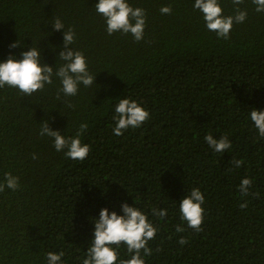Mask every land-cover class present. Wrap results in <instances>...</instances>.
I'll use <instances>...</instances> for the list:
<instances>
[{
  "label": "trees",
  "instance_id": "obj_1",
  "mask_svg": "<svg viewBox=\"0 0 264 264\" xmlns=\"http://www.w3.org/2000/svg\"><path fill=\"white\" fill-rule=\"evenodd\" d=\"M127 2L147 13L140 42L109 36L98 0H0V62L33 46L44 64L58 67L63 30L52 23L59 18L75 30L72 47L96 76L91 87L81 84L78 95L60 99L55 77L31 97L0 88V183L7 172L20 181L19 190L0 193V264H47L46 253L60 251L64 264H82L100 211L123 215L124 203L158 228L146 264H264V139L250 120V110L264 111V12L244 0L247 19L224 40L206 29L195 0ZM219 2L225 16L234 14L232 0ZM168 5L172 14L162 15ZM17 41L21 47L10 49ZM125 98L150 119L117 137L112 117ZM44 121L66 137L87 123L81 140L88 157L77 162L55 151L38 134ZM209 134L227 135L231 149L215 153L204 140ZM232 159L244 163L236 168ZM244 178L258 196L242 197ZM193 188L205 196L200 233L179 214ZM153 207L167 216H153ZM177 225L185 231L177 233ZM118 252L130 258L123 246Z\"/></svg>",
  "mask_w": 264,
  "mask_h": 264
},
{
  "label": "clouds",
  "instance_id": "obj_2",
  "mask_svg": "<svg viewBox=\"0 0 264 264\" xmlns=\"http://www.w3.org/2000/svg\"><path fill=\"white\" fill-rule=\"evenodd\" d=\"M244 0H232L235 7L233 15L225 16L219 0H195L193 10H199L206 29L214 32L219 39H230L233 26L242 24L247 19V11L242 10ZM256 6L257 13L264 12V0H252ZM98 15L102 16L106 24V32L109 36L115 33L131 35L135 42L144 39L147 13L139 7H132L127 0H98L94 6ZM162 15H171V5L162 6ZM54 31L63 30V46L58 54L62 62L58 67L48 66L42 62L41 50L31 46L27 51L20 53V58L9 55L6 61L0 62V88L16 89L23 96L31 97L34 93L45 91L46 85L53 84L55 77L60 81L57 90V99L63 97H75L78 95L79 87L82 84L85 88L91 87L96 79L88 68L87 59L83 52L74 50L72 45L76 42V32L69 27L65 30L64 23L56 18L52 23ZM21 47L19 42L10 45V49ZM55 68V70H54ZM68 103L67 101H65ZM68 107L74 105L68 103ZM115 122L113 134L122 136L126 131L141 128L149 119L150 113L137 101L132 99H120L115 105ZM250 120L258 132V136L264 139V111L250 110ZM88 129L87 123L79 126L75 136H64L59 131L49 128L47 121L41 123L39 135L49 137L53 141V148L57 152H63L66 158L73 161L83 162L89 155L91 148L82 143L81 136ZM205 142L215 153H225L231 149L232 144L227 135L214 138L211 134L204 137ZM32 159H38L33 154ZM231 163L240 168L244 161L232 159ZM252 180L244 178L239 185L242 197L249 195L258 196L259 193H250ZM13 192L20 189L19 177L13 176L10 172L4 174V182L0 183V193L5 189ZM205 196L199 188H193L187 196L179 203L180 219L186 223L187 228L195 233L203 231ZM241 209L247 207V202L240 205ZM123 215L115 211L109 213L104 208L99 213V219L94 220V239L86 252L82 264H146L144 257L152 255V249L148 246L150 241L156 238L158 228L148 219V216L136 206L122 205ZM151 214L158 219L165 218L167 209L153 207ZM177 233H183L184 227L176 226ZM171 239V237H169ZM181 246L187 245L189 241L183 236L178 240ZM126 248L130 258L121 259L118 249ZM159 251V249H157ZM143 253V256L141 255ZM64 251L46 253L47 264H64Z\"/></svg>",
  "mask_w": 264,
  "mask_h": 264
}]
</instances>
